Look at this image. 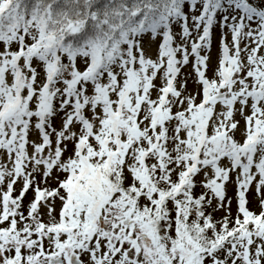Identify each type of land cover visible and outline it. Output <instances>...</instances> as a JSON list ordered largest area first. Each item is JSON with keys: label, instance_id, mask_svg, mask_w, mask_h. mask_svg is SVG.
<instances>
[{"label": "snow or ice", "instance_id": "6c2138e0", "mask_svg": "<svg viewBox=\"0 0 264 264\" xmlns=\"http://www.w3.org/2000/svg\"><path fill=\"white\" fill-rule=\"evenodd\" d=\"M0 264H264V0H0Z\"/></svg>", "mask_w": 264, "mask_h": 264}, {"label": "rangeland", "instance_id": "374dc122", "mask_svg": "<svg viewBox=\"0 0 264 264\" xmlns=\"http://www.w3.org/2000/svg\"><path fill=\"white\" fill-rule=\"evenodd\" d=\"M179 29L177 28V31ZM219 38H220V28L219 26L215 28L214 30V41H213V46L211 49V62H210V69H214L216 67L217 64V59L219 56ZM154 52V49H150V53ZM182 72L184 73V76L188 77V88L189 91L194 92L197 89V85L194 82L195 79V74L192 70V64L190 63L188 66H186L184 69H182ZM209 75H211V71H209ZM241 128H243V121H241ZM238 138H239V133L237 134ZM19 187V185H17V188ZM234 195H235V187L234 185H229L228 186V196L232 199V212L233 215H235L236 212V201L234 199ZM31 196V194L29 193V197ZM249 200H250V208H259V200L256 196L255 190L253 189V191L249 194ZM216 214H223L221 212H218Z\"/></svg>", "mask_w": 264, "mask_h": 264}, {"label": "trees", "instance_id": "16d2710c", "mask_svg": "<svg viewBox=\"0 0 264 264\" xmlns=\"http://www.w3.org/2000/svg\"><path fill=\"white\" fill-rule=\"evenodd\" d=\"M186 11H187V8H186ZM217 27H218V26H217ZM200 190H201V189H197V191H200ZM251 209H252V210H255V211H257V212L260 210L259 208H258V209H256V208H251ZM221 215H223V214H219V215L216 214V218L219 219Z\"/></svg>", "mask_w": 264, "mask_h": 264}]
</instances>
